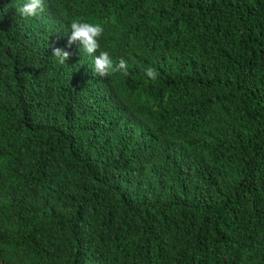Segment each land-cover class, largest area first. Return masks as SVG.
<instances>
[{
	"label": "trees",
	"instance_id": "trees-1",
	"mask_svg": "<svg viewBox=\"0 0 264 264\" xmlns=\"http://www.w3.org/2000/svg\"><path fill=\"white\" fill-rule=\"evenodd\" d=\"M26 2L0 0V264H264V0Z\"/></svg>",
	"mask_w": 264,
	"mask_h": 264
},
{
	"label": "clouds",
	"instance_id": "clouds-1",
	"mask_svg": "<svg viewBox=\"0 0 264 264\" xmlns=\"http://www.w3.org/2000/svg\"><path fill=\"white\" fill-rule=\"evenodd\" d=\"M22 17H36L44 11V0H27L23 6L16 9ZM71 35L68 38V47L75 42H80L83 50L88 55H93L100 49V38L104 29L100 24H92L83 22L80 19H73L71 24ZM52 55L59 64L64 65L70 58L71 53L64 48L53 47ZM94 71L100 77H109L115 73L128 75L127 62L121 59L118 63H114L113 59L107 51H99V55L94 58ZM149 78L155 80L157 77L156 70L149 67L145 73Z\"/></svg>",
	"mask_w": 264,
	"mask_h": 264
}]
</instances>
